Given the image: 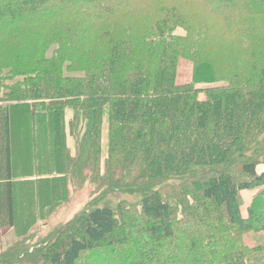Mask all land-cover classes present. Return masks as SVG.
<instances>
[{
	"label": "trees",
	"instance_id": "trees-1",
	"mask_svg": "<svg viewBox=\"0 0 264 264\" xmlns=\"http://www.w3.org/2000/svg\"><path fill=\"white\" fill-rule=\"evenodd\" d=\"M260 163L264 0H0V264H264Z\"/></svg>",
	"mask_w": 264,
	"mask_h": 264
},
{
	"label": "rangeland",
	"instance_id": "rangeland-1",
	"mask_svg": "<svg viewBox=\"0 0 264 264\" xmlns=\"http://www.w3.org/2000/svg\"><path fill=\"white\" fill-rule=\"evenodd\" d=\"M177 33L182 34L183 32L181 30H177ZM177 79L176 83L177 85H185L192 82V65L189 61L184 59H179L178 61V67H177ZM224 84V83H223ZM222 83L217 84H207V83H197L195 84V87L200 91L198 94V97L200 100H204L205 98V90L213 87H222L224 86ZM102 140H101V146H102V161L105 160L107 156V122L104 119L102 122ZM103 163V162H102ZM257 173H261L264 171V163H260L256 167ZM81 190L74 191L71 187H69V196H68V202L67 204L61 208L58 209V211L53 214L47 223V226H43L44 222H38L35 227L31 229L30 232H38L41 235H46L47 232H49L53 226H58V224L64 223L72 219L76 214L81 212L84 207L90 202L91 197H94L92 193H95L94 189L90 186L89 183H86ZM94 191V192H93ZM243 208L245 209L246 206H248L251 203V197L252 193L243 192ZM138 198V197H137ZM107 200L112 201V204L115 205L119 202L120 199H125L126 201L133 202L135 201V197L129 196L126 194H122L117 197H113L112 194L110 196H106ZM139 199V198H138ZM18 200L21 202L22 198H18ZM104 203L103 201L98 202V205L102 206ZM42 224V225H41ZM245 242L249 244L248 236L245 237ZM250 244L256 245V242L250 239Z\"/></svg>",
	"mask_w": 264,
	"mask_h": 264
},
{
	"label": "crops",
	"instance_id": "crops-1",
	"mask_svg": "<svg viewBox=\"0 0 264 264\" xmlns=\"http://www.w3.org/2000/svg\"><path fill=\"white\" fill-rule=\"evenodd\" d=\"M31 147L33 149H37V148H41L42 145H40V143L36 144V143H32L30 144V149ZM32 167H33V163H31ZM35 165V163H34ZM44 179V177H40L39 175H35V177H32V179H29L28 175H23V172L21 173H17L16 176L11 178V182L14 184H17L18 186L21 185L24 182H27L29 180H41ZM3 183H4V179L3 176L1 174V165H0V215H1V196H2V190H3ZM20 192L16 193V197L17 199L20 198ZM42 225V224H41ZM18 239V235L17 232L15 231L14 227H3L1 225L0 222V253L3 252L6 248L10 247L11 245L14 244V242H16V240Z\"/></svg>",
	"mask_w": 264,
	"mask_h": 264
}]
</instances>
